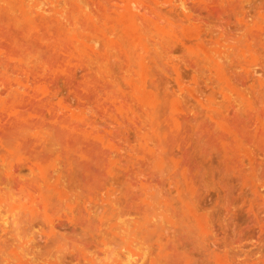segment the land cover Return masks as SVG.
<instances>
[{
  "label": "rangeland",
  "instance_id": "obj_1",
  "mask_svg": "<svg viewBox=\"0 0 264 264\" xmlns=\"http://www.w3.org/2000/svg\"><path fill=\"white\" fill-rule=\"evenodd\" d=\"M0 264H264V0H0Z\"/></svg>",
  "mask_w": 264,
  "mask_h": 264
},
{
  "label": "bare ground",
  "instance_id": "obj_2",
  "mask_svg": "<svg viewBox=\"0 0 264 264\" xmlns=\"http://www.w3.org/2000/svg\"><path fill=\"white\" fill-rule=\"evenodd\" d=\"M58 172V171H57ZM56 172V173H57ZM48 176V175H47ZM188 176V175H187ZM62 178V177H61ZM61 178H60V180H61ZM60 180H59V182H60ZM61 183V182H60ZM48 185V184H47ZM63 185V184H62ZM183 185V184H182ZM180 187V186H179ZM182 187V186H181ZM184 187V186H183ZM42 188V187H41ZM181 192H182V190H181ZM51 193V192H50ZM182 194V196H183V192L181 193ZM188 194H189V192L187 191V194H186V196L188 197ZM187 197H184L185 199L187 198ZM184 198H183V200H184ZM188 199V198H187ZM190 199V198H189ZM188 199V200H189ZM190 201V200H189ZM191 202V201H190ZM184 204V203H183ZM193 205V204H192ZM183 206V205H182ZM154 207V206H153ZM167 207H169V206H167ZM148 209H150V206H149V208ZM184 209V208H183ZM187 212V211H186ZM197 223V222H196ZM140 226V225H139Z\"/></svg>",
  "mask_w": 264,
  "mask_h": 264
}]
</instances>
